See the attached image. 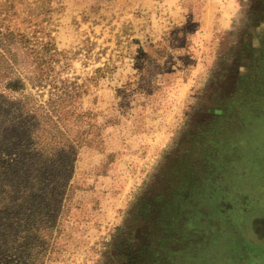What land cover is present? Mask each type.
<instances>
[{
	"label": "rangeland",
	"instance_id": "obj_1",
	"mask_svg": "<svg viewBox=\"0 0 264 264\" xmlns=\"http://www.w3.org/2000/svg\"><path fill=\"white\" fill-rule=\"evenodd\" d=\"M263 236L264 0H0V264H264Z\"/></svg>",
	"mask_w": 264,
	"mask_h": 264
},
{
	"label": "flooded vegetation",
	"instance_id": "obj_2",
	"mask_svg": "<svg viewBox=\"0 0 264 264\" xmlns=\"http://www.w3.org/2000/svg\"><path fill=\"white\" fill-rule=\"evenodd\" d=\"M252 245H261V246H264V236L261 237V238H254L252 237Z\"/></svg>",
	"mask_w": 264,
	"mask_h": 264
},
{
	"label": "trees",
	"instance_id": "obj_3",
	"mask_svg": "<svg viewBox=\"0 0 264 264\" xmlns=\"http://www.w3.org/2000/svg\"><path fill=\"white\" fill-rule=\"evenodd\" d=\"M7 34V36H10V37H12L13 35L12 34H10V33H6ZM25 226V224L23 225V227ZM27 229H28V232H30V230H31V228L30 227H27Z\"/></svg>",
	"mask_w": 264,
	"mask_h": 264
},
{
	"label": "crops",
	"instance_id": "obj_4",
	"mask_svg": "<svg viewBox=\"0 0 264 264\" xmlns=\"http://www.w3.org/2000/svg\"><path fill=\"white\" fill-rule=\"evenodd\" d=\"M255 246V245H254ZM261 246V245H260ZM262 248H264V246H262ZM253 256V255H252Z\"/></svg>",
	"mask_w": 264,
	"mask_h": 264
}]
</instances>
